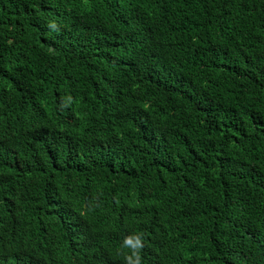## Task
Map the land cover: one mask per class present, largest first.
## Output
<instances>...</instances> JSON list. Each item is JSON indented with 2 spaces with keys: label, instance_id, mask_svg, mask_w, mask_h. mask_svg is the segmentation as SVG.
<instances>
[{
  "label": "trees",
  "instance_id": "1",
  "mask_svg": "<svg viewBox=\"0 0 264 264\" xmlns=\"http://www.w3.org/2000/svg\"><path fill=\"white\" fill-rule=\"evenodd\" d=\"M137 259L264 264V0H0V264Z\"/></svg>",
  "mask_w": 264,
  "mask_h": 264
},
{
  "label": "clouds",
  "instance_id": "2",
  "mask_svg": "<svg viewBox=\"0 0 264 264\" xmlns=\"http://www.w3.org/2000/svg\"><path fill=\"white\" fill-rule=\"evenodd\" d=\"M124 243H125L126 245L129 244V243H131V238H126L125 241H124ZM136 246H137V247H143V245L141 244L139 238L136 239ZM136 264H139V259H137Z\"/></svg>",
  "mask_w": 264,
  "mask_h": 264
}]
</instances>
